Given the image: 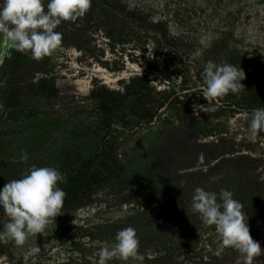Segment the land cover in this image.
<instances>
[{
	"label": "rangeland",
	"instance_id": "374dc122",
	"mask_svg": "<svg viewBox=\"0 0 264 264\" xmlns=\"http://www.w3.org/2000/svg\"><path fill=\"white\" fill-rule=\"evenodd\" d=\"M55 31L58 49L17 67L0 40V188L33 165L69 172L88 158L92 177L42 234L9 241L0 264H54L61 235L82 221L141 213L194 220L201 264H243L193 212L198 187L230 190L264 250V132L249 130V114L264 108V0H92ZM210 60L240 66L244 88L186 95ZM209 104L212 113L194 109Z\"/></svg>",
	"mask_w": 264,
	"mask_h": 264
},
{
	"label": "clouds",
	"instance_id": "9594fccd",
	"mask_svg": "<svg viewBox=\"0 0 264 264\" xmlns=\"http://www.w3.org/2000/svg\"><path fill=\"white\" fill-rule=\"evenodd\" d=\"M92 0H0V40L20 53L41 60L58 49L62 33L55 31L62 22H75L91 9ZM242 68L208 61L203 68L202 83L186 95L197 93L209 98H223L238 94L244 85ZM212 113L211 105H194V109ZM249 130L252 138L264 132V108L250 114ZM28 160L22 152L19 162ZM213 180L218 177H213ZM65 176L54 167L31 166L19 179L8 181L0 188V209L7 217L0 236H7L17 245H23L28 235L42 234L45 228L60 215L65 191L59 183ZM192 210L199 214L202 223L214 226L224 247L236 250L243 264H255L264 255L259 242L252 239L248 220L242 213L241 203L233 198L230 190L207 191L196 188L192 197ZM111 247H102L96 264H107L113 257L134 256L139 246L136 230L126 227L119 230ZM34 251H39L37 247Z\"/></svg>",
	"mask_w": 264,
	"mask_h": 264
},
{
	"label": "trees",
	"instance_id": "16d2710c",
	"mask_svg": "<svg viewBox=\"0 0 264 264\" xmlns=\"http://www.w3.org/2000/svg\"><path fill=\"white\" fill-rule=\"evenodd\" d=\"M24 55L26 54L13 50L8 60L10 66H21ZM102 119L104 124L112 120L109 115H103ZM94 161L93 158H88L74 171L59 170L65 176V181L58 186L65 191L66 196L73 194L75 188H84L90 182ZM181 202L176 203L177 211L182 209ZM4 222L6 221L0 220V230ZM194 225V220L190 217L171 220L166 215L148 213L137 214L122 221L100 220L93 226L86 219L75 227L78 232L73 237L66 236V233L61 235L54 264H96L99 250L114 244L119 226L134 228L139 246L134 256L121 258L117 255L107 264H201V249L197 247L199 237L191 230ZM11 240L7 236H0V256L6 253L4 249H8L7 244Z\"/></svg>",
	"mask_w": 264,
	"mask_h": 264
}]
</instances>
